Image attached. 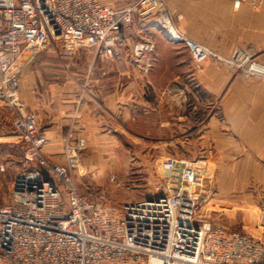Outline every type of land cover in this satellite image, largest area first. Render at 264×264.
Segmentation results:
<instances>
[{"label": "built area", "instance_id": "2783aa9c", "mask_svg": "<svg viewBox=\"0 0 264 264\" xmlns=\"http://www.w3.org/2000/svg\"><path fill=\"white\" fill-rule=\"evenodd\" d=\"M232 2L264 9V0ZM178 20L167 0H0V84L16 107L14 129L26 158L36 167L17 175L14 198L0 204V264H264V233L228 231L215 221L205 209L213 192L169 193L157 184L150 196L122 204L105 192L82 193L73 169L84 162L86 139L64 136L67 160L56 163L44 152L37 114L23 109L20 74L11 70L30 46L69 60L91 53L92 64L129 48L131 63L148 73L156 43L131 44L130 36L137 25L141 32L152 25L169 41L187 44L201 67L215 53L182 31ZM238 51L227 64L244 76L264 77V67L244 51L235 58Z\"/></svg>", "mask_w": 264, "mask_h": 264}, {"label": "crops", "instance_id": "0c3cea01", "mask_svg": "<svg viewBox=\"0 0 264 264\" xmlns=\"http://www.w3.org/2000/svg\"><path fill=\"white\" fill-rule=\"evenodd\" d=\"M167 4L179 16L180 28L190 38L226 55L236 48L244 49L264 63V9L246 5L236 8L232 0H167ZM156 49L157 45L148 75L153 88L147 91L140 88L146 75L117 58L99 57L92 64L93 55L84 53L74 60H58L51 65L50 72L55 75L50 81L39 73L48 67L44 63L48 60L41 56L55 55L52 51L46 49L41 56L37 53L38 60L28 61L22 70L20 89L26 105L38 116L41 134L47 138L46 156L56 163L67 160L62 142L66 135L85 138L90 155L86 159H92L105 148L108 139L117 140L124 132L140 137V130L146 129L148 134L152 129V139H156L158 130L171 131L175 122L170 117L154 121L166 106L164 99L173 97L161 82L192 78L205 84L206 92L188 89L176 95L210 98L213 110L207 125L179 122V130L194 125L191 136H186L191 139L187 154L199 161L216 162L222 167L225 164L221 176L244 179L232 185L243 190L244 195L263 193L264 77L240 75L230 65L209 60L199 69L191 68L185 58H177L170 71L161 67L167 58ZM144 120L146 128L139 126ZM181 137L168 136L162 144L172 139L181 141Z\"/></svg>", "mask_w": 264, "mask_h": 264}, {"label": "rangeland", "instance_id": "374dc122", "mask_svg": "<svg viewBox=\"0 0 264 264\" xmlns=\"http://www.w3.org/2000/svg\"><path fill=\"white\" fill-rule=\"evenodd\" d=\"M169 5L171 7V1ZM179 21L180 19L178 20V25L180 26ZM140 27V25H137L135 32L131 33V44L146 42L148 41L147 39L154 40L157 45L156 50L159 48L162 56L167 58L164 61L165 64H162V68H168L171 71L173 70L174 62H177V58H185L191 63V68L194 66L199 69L197 61L187 44L182 41L176 43L169 41L164 32L152 25H148V31L145 32H141ZM202 44L208 46L207 44ZM45 50L38 46H30L27 51L32 52L28 53L27 56L26 53L22 54L18 58L20 60L13 65L11 73L19 72L20 83L22 70L26 63L34 58L33 62L38 60L39 56L46 52ZM211 50L215 54L208 56L205 60L219 63L222 66L228 65L226 59H230L234 53L226 55L217 50ZM242 51L250 55L248 51L239 48L235 58L240 59ZM37 53H40V55L38 56ZM90 56L92 58V55ZM250 56L252 60L259 62L264 67L263 62L252 55ZM41 57L44 60H48L47 62L44 61L48 67H44L43 70L40 69L39 74L40 76H46L47 81H50L55 75L50 72L51 65L58 62V60H63L61 57L51 54ZM115 58L120 61H126L129 65L138 69L139 73H144L135 64L131 63L129 48H124ZM249 64V62H245L244 66ZM151 70L148 73H144L146 77L144 82L140 84V88L146 89V91L148 87L153 88L148 81V75ZM235 70L237 74L242 75V68L238 69L235 67ZM35 74L37 75V73ZM161 84L166 87L167 92H171L173 97L180 92L184 93L182 91L188 89L192 91L194 89H202L205 93L207 88L205 84L200 85L192 78L187 81L176 80L170 83L161 82ZM174 90L178 92L176 93ZM20 95L23 99L21 89ZM173 97L164 99L166 106L159 110V114L156 115L154 120L160 121L164 116L165 119L170 117L171 122H175L171 131L158 130L157 136H155L156 139H152L154 137L152 129H150L148 134L146 129L140 130V137H131V133L126 134L124 132L117 140L108 139L105 148H101L99 155H95L92 159H86L87 156H90L88 147L82 152L84 162L78 168L73 169L75 180L81 192L88 196L105 192L112 202L118 204L150 196L157 184H160L163 190L169 193L183 191L192 195H203L207 192H213L210 203L205 209L211 212L215 221L224 225L228 231H238L252 235L264 233V192L244 195L242 193L243 190L241 191L237 186L234 188L232 186L235 182L242 183L244 179H228L225 176H221L225 172V164L224 167L218 166L216 162L199 161L187 154V152L189 153L187 149H190L189 142H191V139L189 140L186 136H191L190 133L194 125L192 124L187 130H179V122L209 124L211 111L213 110L211 109L210 98L185 97L184 94L182 97L177 95ZM196 103L197 108H195ZM23 106L25 111H31V107L26 105L24 99ZM16 116V107L11 100L4 96V87L0 84V204L11 201L14 198L12 184L18 174L29 173L36 169L35 163L27 160L26 145L14 129ZM139 126L146 128L147 122L144 120L140 122ZM152 127L153 123H151ZM180 134L182 135L181 141L175 142L172 141L175 139H172L163 146V138L168 136L177 138ZM245 180L248 182V179ZM247 184L249 190V183Z\"/></svg>", "mask_w": 264, "mask_h": 264}, {"label": "bare ground", "instance_id": "6f19581e", "mask_svg": "<svg viewBox=\"0 0 264 264\" xmlns=\"http://www.w3.org/2000/svg\"><path fill=\"white\" fill-rule=\"evenodd\" d=\"M30 52H32V51H27V52H26V56H27V54L30 53Z\"/></svg>", "mask_w": 264, "mask_h": 264}]
</instances>
